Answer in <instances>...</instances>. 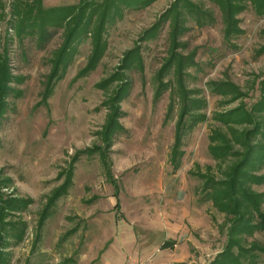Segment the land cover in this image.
I'll list each match as a JSON object with an SVG mask.
<instances>
[{
	"label": "rangeland",
	"instance_id": "obj_1",
	"mask_svg": "<svg viewBox=\"0 0 264 264\" xmlns=\"http://www.w3.org/2000/svg\"><path fill=\"white\" fill-rule=\"evenodd\" d=\"M174 1L122 9L106 25V48L96 66L81 74L94 54L86 37L73 47L72 62L47 94L50 59L63 43V30L50 29L52 37L41 46L37 37L21 40L10 27L14 1L0 0V53L9 52L11 74L21 79L10 85L7 112L0 119V178L10 180L3 190L7 196L29 203L6 217L26 229L22 240L8 238L4 264H171V255L182 256L188 247L186 264H208L223 250L226 216L203 199L198 173L207 167L217 172L208 150L211 127L218 125L213 114L251 107L260 99L264 17L250 9L241 13L243 33L229 41L219 10L207 0H195L213 12L214 22L198 26L189 21L176 53L192 64L186 86L200 91L209 120L185 137V154L175 170L170 155L179 108L168 117L171 91L157 96L155 82L172 48L171 20L163 15ZM79 2L43 0L47 8ZM131 51L140 54L143 68L124 71L119 78L124 81L107 87L110 94L121 84L125 88L116 104L118 130L106 137L114 111L112 97L99 85L123 71ZM171 79L172 74L165 75L164 81ZM220 81L236 84L245 96L226 103L230 98L209 90V83ZM256 175L264 177V166ZM67 181L66 193L50 203ZM252 189L264 194V183ZM189 238V246L175 248ZM244 238L246 247L253 242L264 246V230ZM259 263L264 264V254Z\"/></svg>",
	"mask_w": 264,
	"mask_h": 264
},
{
	"label": "trees",
	"instance_id": "obj_2",
	"mask_svg": "<svg viewBox=\"0 0 264 264\" xmlns=\"http://www.w3.org/2000/svg\"><path fill=\"white\" fill-rule=\"evenodd\" d=\"M157 0H80L78 5L68 7H45L43 0H16L11 4L10 27L16 31L19 39L24 37H37L39 46L47 41L52 34L50 29L63 30V43L56 49L50 59L51 72L49 75L46 93L50 94L53 84L72 62L73 47L90 37L94 54L86 70H92L102 56L106 43L103 39L107 23L115 16L121 15L124 8H144ZM220 12L224 35L227 40L243 33L240 29L238 16L252 10L257 16L264 17V0H207ZM170 19V37L172 48L170 56L157 74V96L164 90L171 91V101L168 107V117L178 106L177 122L175 124V139L172 147L170 161L175 170L181 166L185 154L181 150L185 137L200 123L208 122L209 118L205 109L207 102L199 96L200 91H189L186 86V69L192 64L188 57L176 53L178 37L187 31L186 24L195 22L204 26L214 22L213 12L206 9L203 3L195 0H175L170 9L163 15ZM155 30V27L153 31ZM151 31V32H153ZM148 32L147 34L151 33ZM264 50V49H263ZM263 50L261 52H263ZM260 52V53H261ZM141 56L136 51H131L124 58L121 65L123 71L113 75L99 85L102 90H109L108 86L115 81H124L121 74L132 69H142ZM172 74V79L165 82V75ZM20 82L21 79L13 78L9 65V52L0 53V119L6 114L7 99L12 94L11 84ZM122 85V86H121ZM109 97H112L110 113L105 136L108 137L118 130L117 102L124 94L121 84ZM209 90L213 95L221 98H230L226 103L241 99V89L230 81L209 83ZM260 99L251 107H240L226 112H215L212 120L217 126H212L209 135L208 150L216 163L217 172L212 167H207L205 173H198L202 180L203 199L209 200L213 206L226 216L227 243L208 264H260V254H264V246L257 242L244 245L246 236H253L255 231L264 230V194L255 192L253 185L264 183L262 175H256L264 166V80L259 83ZM196 92V93H195ZM112 112V111H111ZM105 156V153H101ZM109 178H113L108 170ZM9 179L0 178V264L6 262L4 247L11 236L18 241L23 239L26 225L17 228L18 223L6 221V217L15 212H22L28 202L7 196L3 191L7 189ZM70 181L58 189L50 199V203L66 193ZM113 184V183H112ZM113 185L116 186L114 183ZM42 223L45 215L41 218ZM13 233L11 234V232ZM16 232V233H15ZM10 237V238H11ZM186 264V263H181Z\"/></svg>",
	"mask_w": 264,
	"mask_h": 264
},
{
	"label": "crops",
	"instance_id": "obj_3",
	"mask_svg": "<svg viewBox=\"0 0 264 264\" xmlns=\"http://www.w3.org/2000/svg\"><path fill=\"white\" fill-rule=\"evenodd\" d=\"M172 238V240H176L175 238H173V237H171ZM188 242H190V243H192L193 241H192V238H189L188 239V241L186 242V243H183L182 242V244H180V245H178V244H175V248H181L182 249V247H183V245L185 244L186 246H189V243ZM147 248H150L149 247V244H147ZM146 248V249H147ZM187 248V247H186ZM189 248V247H188ZM187 248V253H186V251H184V249H182V256L181 255H179L178 254V252H176L175 254H173V255H171V261H172V263L173 264H181V263H185V261H184V258L187 256V258H188V260H189V256H190V252H189V249ZM171 263V264H172Z\"/></svg>",
	"mask_w": 264,
	"mask_h": 264
},
{
	"label": "built area",
	"instance_id": "obj_4",
	"mask_svg": "<svg viewBox=\"0 0 264 264\" xmlns=\"http://www.w3.org/2000/svg\"><path fill=\"white\" fill-rule=\"evenodd\" d=\"M12 1H15V0H12Z\"/></svg>",
	"mask_w": 264,
	"mask_h": 264
}]
</instances>
